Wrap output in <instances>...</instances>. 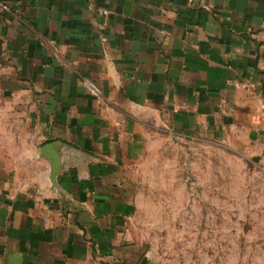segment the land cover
I'll return each mask as SVG.
<instances>
[{
  "label": "crops",
  "instance_id": "crops-1",
  "mask_svg": "<svg viewBox=\"0 0 264 264\" xmlns=\"http://www.w3.org/2000/svg\"><path fill=\"white\" fill-rule=\"evenodd\" d=\"M160 118L264 147V0H0V261L137 264Z\"/></svg>",
  "mask_w": 264,
  "mask_h": 264
},
{
  "label": "rangeland",
  "instance_id": "rangeland-1",
  "mask_svg": "<svg viewBox=\"0 0 264 264\" xmlns=\"http://www.w3.org/2000/svg\"><path fill=\"white\" fill-rule=\"evenodd\" d=\"M134 167L137 264H264V147L151 121Z\"/></svg>",
  "mask_w": 264,
  "mask_h": 264
},
{
  "label": "built area",
  "instance_id": "built-area-1",
  "mask_svg": "<svg viewBox=\"0 0 264 264\" xmlns=\"http://www.w3.org/2000/svg\"><path fill=\"white\" fill-rule=\"evenodd\" d=\"M2 7H3V9L8 10V7H7L6 5H2ZM102 12H103V13H106L105 10H103ZM90 88H91L93 91L96 90V89H94V87H92L91 85H90ZM95 92H96V91H95ZM0 264H4V263H2V262L0 261Z\"/></svg>",
  "mask_w": 264,
  "mask_h": 264
},
{
  "label": "water",
  "instance_id": "water-1",
  "mask_svg": "<svg viewBox=\"0 0 264 264\" xmlns=\"http://www.w3.org/2000/svg\"><path fill=\"white\" fill-rule=\"evenodd\" d=\"M47 149H48V147H46ZM52 159H53V167H56V165H57V158H56V156L54 155V154H52Z\"/></svg>",
  "mask_w": 264,
  "mask_h": 264
}]
</instances>
